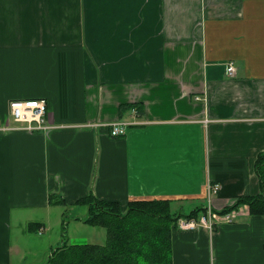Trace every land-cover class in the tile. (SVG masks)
<instances>
[{
  "label": "crops",
  "instance_id": "obj_1",
  "mask_svg": "<svg viewBox=\"0 0 264 264\" xmlns=\"http://www.w3.org/2000/svg\"><path fill=\"white\" fill-rule=\"evenodd\" d=\"M32 99L50 130L15 129ZM262 152L264 0H0V264H47L58 242L38 262L50 237L15 226L53 195L221 210L260 193ZM236 213L175 231L174 264H264V216Z\"/></svg>",
  "mask_w": 264,
  "mask_h": 264
},
{
  "label": "trees",
  "instance_id": "obj_2",
  "mask_svg": "<svg viewBox=\"0 0 264 264\" xmlns=\"http://www.w3.org/2000/svg\"><path fill=\"white\" fill-rule=\"evenodd\" d=\"M255 171L259 178L260 193L241 197L233 205L221 210L214 209L205 201L188 204L186 212L182 205L174 209L177 202L170 199L133 200L123 206L118 201L98 200L90 194L75 203L88 206V216L76 217L75 220L106 229V243L70 244L65 212L62 222L64 242L54 249L47 264H174L173 236L180 229V220L200 222L209 210L225 216L242 205L250 207L252 216H264V152L258 155ZM50 204L67 206L63 197L55 195L51 197ZM42 226L40 223H30L27 230L35 232Z\"/></svg>",
  "mask_w": 264,
  "mask_h": 264
},
{
  "label": "rangeland",
  "instance_id": "obj_3",
  "mask_svg": "<svg viewBox=\"0 0 264 264\" xmlns=\"http://www.w3.org/2000/svg\"><path fill=\"white\" fill-rule=\"evenodd\" d=\"M33 132H37V130ZM210 196H213V194L209 192V197ZM181 205L185 207V211L187 212L189 205L184 204V203H182ZM210 206L212 205L210 204ZM174 209H176V206H174ZM88 213H89L88 206L78 205L73 202H69V203L67 202L66 207L61 206V205L54 206V209L50 210V213H47L45 210H38V211L28 213L23 218L22 224L21 225L18 224L15 226V232H23L24 229L27 227V225L31 221L42 220V218H45L43 219L46 222V231H45L46 233L44 236H39L38 234H36L37 232H30L32 236H37V238H39L40 240L42 238L50 237L46 241L43 239L36 243L34 242V245H36V248L38 250L37 260L38 262H42L44 260V257H42L43 253L45 252L46 248H48L49 243L56 244V242H58V245L55 246V248H57L61 246L64 242L62 240L63 239L62 222H63L64 214L67 217L66 218L68 222L67 237H68L70 244H73V245H84V244L104 245L106 243L107 241L106 229L93 227L82 221L75 220L76 217L86 218L88 216ZM213 219H214V223L217 222L218 220L216 218H213ZM34 254L35 256L37 255L36 250ZM37 260H35L34 263L37 262ZM38 264H42V263H38Z\"/></svg>",
  "mask_w": 264,
  "mask_h": 264
},
{
  "label": "built area",
  "instance_id": "obj_4",
  "mask_svg": "<svg viewBox=\"0 0 264 264\" xmlns=\"http://www.w3.org/2000/svg\"><path fill=\"white\" fill-rule=\"evenodd\" d=\"M236 69L233 63L229 64L227 69V74L229 77L235 76ZM10 114L13 117L14 121L19 124L15 129H22L25 131H47L51 128L48 123L47 115V101L45 99H32V100H13L9 105ZM135 113H138L135 110ZM142 124L140 122H116L108 125L112 137H121L126 135L128 129L132 125ZM219 191V186H209V192L213 195ZM237 213L227 214L221 216L219 214L213 213L211 210L207 216H203L200 222L195 220H180L179 225L182 229H195L199 225L206 226L210 230H213L215 225L220 222L233 223ZM204 218V220H203ZM218 219L214 223V219Z\"/></svg>",
  "mask_w": 264,
  "mask_h": 264
}]
</instances>
